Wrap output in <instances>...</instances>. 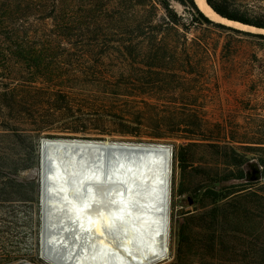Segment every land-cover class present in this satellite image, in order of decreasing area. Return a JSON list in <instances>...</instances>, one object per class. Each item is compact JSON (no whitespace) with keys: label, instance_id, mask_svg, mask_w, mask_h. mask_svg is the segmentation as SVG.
<instances>
[{"label":"rangeland","instance_id":"obj_1","mask_svg":"<svg viewBox=\"0 0 264 264\" xmlns=\"http://www.w3.org/2000/svg\"><path fill=\"white\" fill-rule=\"evenodd\" d=\"M215 1L251 16L264 11V0ZM172 6L182 14L179 5L172 3ZM222 25L255 35L264 33ZM210 31L208 35L216 52L209 56L207 64L185 72L169 69L160 72L164 78L162 91H158L154 83L157 76L151 69L148 74L149 83L144 90L135 89L129 95L118 98L114 95L117 100H129L131 104L128 107L118 103L117 107L107 108L105 111L109 117L133 119L160 117L179 120L193 114L205 121L212 141L181 148L179 140L153 138L147 135V130L137 129L135 125H131L130 130H124L111 118L99 120L81 132L59 129L53 125L50 129L36 133L30 131L29 121L26 126L29 130L26 132L0 131V264H59L60 254L65 256V245H72L66 219L60 212L53 210L51 200L55 194L49 188L52 186L51 180L42 177L47 169L51 171L54 168L52 159L59 164L69 155H75L76 159L87 161L85 164L90 170L102 169L103 177L108 179L114 176L113 170L119 164L141 158L135 152L112 149H100L91 152L92 154L84 151L85 155L78 153L80 151H64L60 152L61 156L58 151L53 154L41 149V141L45 138L160 143L172 147L168 256L166 260L156 264H217L219 260L232 262L235 257L230 249L241 252L252 244L258 246L264 243V215L256 200L251 203L242 200L237 203V207L232 199L217 202L206 195L207 189L218 181L220 185L216 188L232 182H243L221 180L224 173L232 169L224 157V147L236 146L232 140H241L243 135H264V40L214 29ZM200 33L199 29H192L189 38ZM114 68L119 70L117 65ZM72 93L75 98H103L98 88L89 84L73 88ZM235 152L245 154L247 158L242 166L246 181H262L261 167L256 160L257 153H243L241 150ZM177 156L184 159L183 169L178 165ZM121 158L123 159L120 160ZM122 187L125 188L116 183V189ZM80 190V195L84 196L87 191L84 184ZM52 234L58 236L60 242H56ZM118 240L113 244L116 248L119 247ZM84 241L82 248L88 250L89 243ZM103 247L109 254L117 252L114 247ZM219 247L222 248L221 251H218ZM53 259H57V262L52 261ZM237 259V262L242 263L247 260L254 263L261 261L258 254L252 259Z\"/></svg>","mask_w":264,"mask_h":264},{"label":"trees","instance_id":"obj_2","mask_svg":"<svg viewBox=\"0 0 264 264\" xmlns=\"http://www.w3.org/2000/svg\"><path fill=\"white\" fill-rule=\"evenodd\" d=\"M205 2L222 18L264 30V11L251 16L215 0ZM172 3L181 7L182 14ZM192 29L201 33L189 38ZM211 29L264 40V35L212 22L194 0H0V131L26 132L30 122V131L36 133L53 125L81 132L111 118L124 130L135 125L153 138L179 140L181 148L212 141L205 121L193 114L179 120L133 119L109 117L105 111L118 103L128 107L129 100L116 97L144 90L151 69L162 91L160 72H185L207 64L216 52L208 35ZM86 84L98 88L103 98H75L72 89ZM242 137L232 140L236 146L224 147L232 169L221 180L243 182L216 188L218 181L206 195L217 202L232 199L237 207L242 200H256L264 215V135ZM235 150L257 153L262 181H246L242 166L247 158ZM183 161L177 156L180 169ZM230 253L235 257L232 262L219 260L217 264H264V243L241 252L230 249ZM256 254L261 257L259 263L237 262V258L252 259Z\"/></svg>","mask_w":264,"mask_h":264},{"label":"bare ground","instance_id":"obj_3","mask_svg":"<svg viewBox=\"0 0 264 264\" xmlns=\"http://www.w3.org/2000/svg\"><path fill=\"white\" fill-rule=\"evenodd\" d=\"M194 1L199 10L210 20L240 30L264 32L236 22L223 20L214 14L205 0ZM41 149L43 151L48 150L53 154L57 151L59 154L64 151H80L78 153L84 154V151L91 153L100 149L126 150L135 152L141 157L140 159L136 158L133 162L119 164L113 170L114 173L111 172L115 177L110 174L112 177L108 179L103 177L102 169L90 170L85 164L87 161H82L81 154L80 160L76 159L75 155H69L65 158L66 160L62 158L65 161L59 164L52 159L54 168L51 169L50 167L51 171L47 169L46 173H44L53 182L52 186H49L50 191L52 189L55 194V197L53 196L54 198L52 197L53 199L51 200L54 209L51 208L60 212L66 219V224L70 227L68 234L70 235V240L72 239L71 242L69 241L72 243L70 247H67L68 244L65 245L67 248L64 252L65 256L59 255L60 258L63 257L61 260L58 257L59 264H156L166 260L170 225V218L167 224V216L170 213V178L172 171V151L169 146L160 143L112 142L105 140H92L82 143L57 138H45L41 142ZM43 164L41 172H43ZM79 167L82 169L81 173L73 180L74 182L71 186L69 182L72 183V181L69 179H71L76 168ZM135 177L142 185L144 184L145 189L131 191L129 185L126 188L116 189L117 180L129 184V181L131 182ZM112 179H116V181L114 182ZM83 184L87 191L84 196H81L80 187ZM93 237L94 240L92 239ZM52 238L56 242L59 240V237L55 234ZM117 239L120 241L118 248L113 245L117 243ZM51 241L53 240L51 239ZM83 241H87L89 243L88 246L92 247V249L89 247L86 250L83 247L85 249L83 250L81 245ZM106 245L114 247L117 252L107 253L103 247ZM125 253L127 254L126 257ZM49 254L48 256H50ZM57 259L52 261L56 260L57 262Z\"/></svg>","mask_w":264,"mask_h":264},{"label":"water","instance_id":"obj_4","mask_svg":"<svg viewBox=\"0 0 264 264\" xmlns=\"http://www.w3.org/2000/svg\"><path fill=\"white\" fill-rule=\"evenodd\" d=\"M195 2V1H194ZM196 4V3H195ZM197 6V5H196ZM210 8V7H209ZM199 9V8H198ZM211 9V8H210ZM214 14H216V13H214ZM217 15V14H216ZM219 18H221V19H223V20H226V21H229V22H235V21H231V20H228V19H225V18H222V17H220L219 15H217ZM212 21V20H211ZM236 23H238V22H236ZM238 24H241V23H238ZM241 25H243V24H241ZM244 26H247V25H244ZM248 27H250V28H255V27H251V26H248ZM256 30H260V31H264L263 29H258V28H255ZM261 35H264V33L263 34H261ZM63 140H68V141H70V142H82V143H84V142H90V141H92V140H87V139H83V138H71V139H63ZM42 142V141H41ZM170 147V150L172 151V147L171 146H169ZM81 167H79V168H76V171H74V173H73V175L71 176V179H69L70 181H72V183L71 182H69V184H71V186L73 185V180H75L78 176H79V174L81 173ZM43 178H49L48 176H47V174H43V176H42ZM115 177V176H114ZM50 180H51V178H49ZM114 182L116 181V179H112ZM117 183H120V184H122L125 188L129 185V189L131 190V191H135V190H138V191H141V190H143V189H145V187H144V184L142 185L141 183H140V181L137 179V177H135V178H133L132 179V181L130 182L129 181V184H126L124 181H121V180H117L116 181ZM51 183H53L52 181H51ZM168 222H169V216H167V224H168ZM168 226V225H167Z\"/></svg>","mask_w":264,"mask_h":264}]
</instances>
